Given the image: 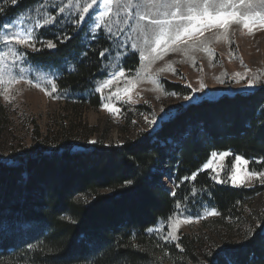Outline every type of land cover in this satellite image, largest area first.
Returning a JSON list of instances; mask_svg holds the SVG:
<instances>
[{
	"label": "trees",
	"instance_id": "16d2710c",
	"mask_svg": "<svg viewBox=\"0 0 264 264\" xmlns=\"http://www.w3.org/2000/svg\"><path fill=\"white\" fill-rule=\"evenodd\" d=\"M35 1L0 0V25ZM54 41V50L30 59L49 67L74 64V71L62 69L60 89L85 92L104 75L100 52L108 39L88 43L79 32ZM43 140L12 162L0 161V264H161L160 242L147 229L195 200V208L208 202L218 212L203 225L221 247L201 249V236L182 234L180 247L166 244L173 264H264V208L247 212L259 189L218 184L202 170L212 152L231 151L227 164L242 155L257 161L251 170L264 171V87L191 103L156 132L121 145L72 149L66 134ZM172 140L178 144L168 154ZM164 165L175 168V196L160 180Z\"/></svg>",
	"mask_w": 264,
	"mask_h": 264
},
{
	"label": "rangeland",
	"instance_id": "374dc122",
	"mask_svg": "<svg viewBox=\"0 0 264 264\" xmlns=\"http://www.w3.org/2000/svg\"><path fill=\"white\" fill-rule=\"evenodd\" d=\"M85 2L91 3V0H79V6L74 0H36L1 24L15 21L23 28L31 29L39 51L22 45L0 44V52L7 54L5 58L9 63L17 50L27 53L28 62L24 65L25 72L22 76L18 72L20 62H17L14 81L8 83L9 77L6 76L5 83L0 85V161L12 162V158L24 155L26 150L38 141H44L46 136L53 139L59 136L61 140V136L64 137L66 134L71 140L72 149L100 142L105 145H121L128 138L134 139L142 133L156 132L164 122L191 103L215 100L223 95H235L249 80L256 81L258 87L246 92L264 87V26L259 22L253 26L252 31L235 22L223 28L209 26L190 37H183L174 44L169 42L166 47L161 46L157 52H153L151 48L154 45L145 44L143 40V37L150 33H146L145 29L138 27L135 22L129 24L127 16L117 18L115 3L112 6V15L100 19L98 13L105 9L103 3L98 0L90 10L92 15L89 19L77 26V13L82 10ZM158 2L159 0H145L147 7L142 11L148 13L150 18L163 19V16L157 17L159 9L153 7ZM197 2L202 4L203 0ZM230 2L236 5V10L245 11L239 0ZM59 7H64L65 11L61 13ZM252 10L261 9L257 6L249 11ZM182 12H186V9H182ZM52 15L57 19L49 25H44V19H49ZM93 20L100 26L95 32L90 31ZM79 32L88 43L101 38L109 40L110 46L107 48L109 51L105 55L102 71L104 75L85 92L62 90L57 85L62 69L66 66L69 71L70 67L75 68L74 64L64 63L63 68L42 66L30 59V53L49 49L45 46L48 40L54 43H56L54 39L65 42L68 40H64L65 36L71 38ZM120 40L135 44L136 51H132L130 47L118 49ZM130 51L132 54L126 55ZM117 65L124 69L125 77H118L112 80L110 85L106 84L105 81L109 80L110 74L119 71ZM201 83L206 85L203 98L185 101L186 95H200L199 92H191L186 85L190 84L192 89H198ZM53 85L56 88L55 92ZM175 85L180 86L179 91L174 89ZM126 88H130L131 91L123 94ZM92 98L96 100L97 105L91 103ZM105 105L114 106L119 111L111 112ZM176 144H178L176 141H170L168 154L176 148ZM229 157L216 159L214 162V167L223 166L222 171L217 169L223 183L216 181L213 170L204 167L202 170H208L210 177L218 184L258 188L259 191L251 200L247 212L250 214L253 210H263L264 183L255 177L248 180L247 173L242 172L245 183L234 185L229 179L231 175V165L227 164ZM247 168L248 171H254L249 165ZM174 170V167L166 165L160 170V180L171 194L177 189L172 180ZM192 196L199 200L202 198L197 189L193 190ZM194 203L197 206L196 200L192 205H179L170 217L160 219L156 225L150 227L158 229L149 233L155 235L160 242L158 257L161 264H173L167 253L166 244H179L182 234L201 236V249L221 247L222 240L218 241L203 225L205 220L217 217L218 212L208 202H203L200 210L194 207ZM213 209L217 214H209ZM169 231H173L178 239L164 240L163 237ZM224 234L226 235V232Z\"/></svg>",
	"mask_w": 264,
	"mask_h": 264
},
{
	"label": "snow or ice",
	"instance_id": "6c2138e0",
	"mask_svg": "<svg viewBox=\"0 0 264 264\" xmlns=\"http://www.w3.org/2000/svg\"><path fill=\"white\" fill-rule=\"evenodd\" d=\"M18 0H11V4H17ZM74 2L79 6V0H74ZM103 3L105 11H99L98 16L100 19H103L106 16L112 15V6L115 3L116 6V16L120 18L122 16L128 17V23L135 24L138 27L144 28L146 33L150 35H145L143 37L145 44L154 45L151 48V51L157 52L161 46H167L169 42L176 43L181 41L185 36H191L196 32H200L202 29H205L209 26H219L226 27L230 23H239L242 24L245 29L249 31L253 30V26L259 22L264 26V0H239L240 5L245 7L244 12L236 10V5L231 3L230 0H203V3L197 2V0H159L158 4H154L153 7H157L159 11L156 13L157 17L163 16V19L159 18H150L149 14L143 12L142 9L147 7L145 0H100ZM98 3V0H91V3L85 2L82 6V10L77 13V26L82 21L89 19V16L92 15L91 11L94 6ZM259 7L261 10H252L255 7ZM124 9L125 11L121 12L120 10ZM182 9H186V12H182ZM231 9V10H229ZM59 11L63 13L65 11L64 7H59ZM4 12V8L0 7V13ZM88 14V15H85ZM57 17L52 15L49 19H44V25H49L53 23ZM39 26V25H38ZM99 25L95 24V21L92 22V27L90 31L95 32ZM5 30L7 34H5ZM111 32V29H109ZM94 38V37H93ZM70 39V37L65 36L64 40ZM42 43V42H41ZM0 44L3 45H22L27 48L32 49L33 51H39L36 48L35 38L33 36L32 30L29 28H23L20 24L15 21L11 23H4L0 25ZM49 49H54L57 47V44L52 40H48L46 45ZM123 47H130L132 51H136V45L131 44L130 41L120 40L118 44V49ZM174 50V49H173ZM109 49H104L100 52L101 56H105ZM132 52L126 53V55H131ZM5 53L0 52V85L5 83V77H9L8 83H12L15 79V70L17 69V62H20L19 65V74L22 76L25 72L24 65L27 64V53L22 50H17V53L14 55L13 60L9 63L6 60ZM86 56L87 53H82ZM143 59V57H141ZM119 71L110 74L109 80L105 81L106 84L110 85L112 80L116 78H124L125 72L122 67L117 65ZM74 71V68L69 69ZM238 75V74H237ZM32 81L30 80V83ZM224 81H221L223 83ZM186 87L191 92H199V96L186 95L184 96L185 101L192 100H201L205 95L206 85L203 83L200 84L198 89H192L190 84H187ZM258 87V83L253 80H249L247 85L238 90V93L242 94L250 89H255ZM99 91V89H96ZM56 91L55 86L53 85V92ZM131 91L130 88H126L123 94H128ZM119 95L120 93H116ZM175 94V93H172ZM111 112H118L119 109L105 105ZM152 123V121H150ZM95 143V141H93ZM230 152H212L211 157L207 163L203 165L205 169H211L215 172L214 178L218 183H223L219 177V171L223 170V166H215L214 162L216 159H224L231 156ZM252 163L255 164L257 161H249L245 159L242 155H235L234 162L231 167V175L229 179L234 185H243L245 183V177L242 175V172L247 173L248 180H251L253 177L260 180L261 183H264V173L258 171H248L247 166ZM219 169V171L217 170ZM196 173H193L191 179L195 180ZM184 179H189L185 177ZM128 184H131L132 181L128 180ZM179 187V185H177ZM175 196V192L172 193ZM179 207V205L177 206ZM209 214H217L215 209ZM148 232L158 231V229L148 228ZM164 240L175 241L178 237L174 234L173 231H169L164 237ZM30 249L32 245L28 246ZM176 247H180V244H176ZM226 264H232L231 260H226Z\"/></svg>",
	"mask_w": 264,
	"mask_h": 264
}]
</instances>
